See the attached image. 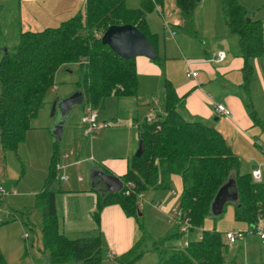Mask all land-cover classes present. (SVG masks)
<instances>
[{"label":"trees","instance_id":"1","mask_svg":"<svg viewBox=\"0 0 264 264\" xmlns=\"http://www.w3.org/2000/svg\"><path fill=\"white\" fill-rule=\"evenodd\" d=\"M183 11L189 10L196 0H178ZM230 28L240 36V52L245 59V87L254 74L252 60L264 52L262 21L248 19L246 10L238 0H221ZM86 16V19H85ZM132 24L146 34L157 50L158 35L152 33L145 10L129 8L125 0H87L85 15L77 14L56 27L41 31H22L14 47H6L0 58V161L5 154L17 151L29 129L45 106L47 93L53 88L58 70L77 65L82 79L79 90L84 103L93 109L112 94L118 96L137 93L136 57L124 58L102 42L103 33L111 25ZM7 49V51H5ZM163 113L139 125L140 139L145 150L135 156L123 180L133 185L130 195L126 186L121 192L99 195L94 218L100 222L104 207L119 204L127 216L139 222L142 208L139 194L149 189L168 187L172 174L183 179L181 207L183 221L191 228L201 229L210 214L211 203L219 188L230 179L239 198L235 204V217L255 226L264 221V179L255 180L252 173H242L241 158L233 151L223 134L200 121L184 118L179 108L182 98L175 86L164 83ZM255 121L264 129V122L251 110ZM58 143L57 138L55 139ZM55 144L56 150L58 146ZM56 154L38 205L44 210L42 231L46 249L50 254L46 264H104L105 254L101 235L70 238L61 231L57 215L56 192L58 179ZM182 230L154 242L152 250L159 255L158 264H243L227 261L223 232L204 230L201 238L189 239L186 245H165L178 239ZM141 237L126 253L118 256L119 264H135L150 249H144ZM164 245V246H163ZM0 264H8L0 246Z\"/></svg>","mask_w":264,"mask_h":264},{"label":"crops","instance_id":"2","mask_svg":"<svg viewBox=\"0 0 264 264\" xmlns=\"http://www.w3.org/2000/svg\"><path fill=\"white\" fill-rule=\"evenodd\" d=\"M125 1L129 8L137 6L134 0ZM145 1H151L154 7L151 8V4L145 5ZM86 3L87 0H0V14L4 13L7 17L15 16L19 32L38 31L46 25L43 23V17H49L53 22L62 20V23L66 18L77 15L84 6L86 7ZM238 3L246 10L250 19L262 21L264 28V0H238ZM141 5L136 8H142L145 5L142 8L145 13L147 7L151 8L149 9L151 12L157 8V5L161 6V10L156 9L159 16L156 13L150 15L146 13L150 31L159 37L157 50L155 49L158 56L156 59L137 56L138 88L136 95L112 94L115 95L113 97L121 99L120 101L129 99L128 101L132 103L139 93V100L148 107L147 112L150 109L145 121L154 120L157 114L163 113L164 83L169 80L175 86L178 96L182 98L183 105L179 110L185 119L200 121L219 130L237 155L243 156L245 150L252 147L262 152L257 156L254 155L256 159H253L252 169L254 171L261 168L264 179V159H262L264 148L258 144L264 138V129L251 114L253 110L264 122V52L252 60L254 74L246 88L245 59L240 52V36L227 24L221 0H196V3L186 12L183 11L178 0H141ZM162 19L163 26H161ZM161 31L164 34L163 41L160 39ZM170 50H173L171 56L180 64L177 71L169 64L170 62L166 65L165 59L170 60ZM185 54L193 59L183 60L182 56ZM1 57L2 53H0ZM64 68L70 69V66ZM189 69L197 71L198 76L188 77ZM71 94L61 93L62 97H57V99L62 100ZM109 96L97 108L98 111L105 105ZM219 103L225 104L231 111L229 116L217 111ZM43 113L44 110L39 113L42 114V118L38 116L35 121L41 120L34 122V128L29 129L27 138L25 137L23 144L19 147L21 153L30 152L31 161L42 165L37 183H34L30 191L33 195L41 193L44 189L42 186L48 173L49 165L47 164L50 162L54 143L56 144L55 134L52 131L56 123L50 118L52 115L43 118V115H46ZM100 116L102 120H105L104 123L111 120L117 121V117L111 118L105 115H99L98 120ZM222 118H226L225 125L230 129L222 124ZM140 124L137 123L136 131H133L132 127L124 130L122 125L109 127L108 124L97 132L98 136L96 133L90 136L91 143L82 146L81 165L91 170L92 183H95L96 187L89 188L86 184L76 186L74 185L76 181L73 179L71 187L63 189L65 192L60 198L56 195L61 231L69 237L101 235L103 243L109 248L107 254L110 260L105 261L104 264H119L116 258L133 247L141 237V230L137 219L127 216L119 204L104 207L100 222L95 220L93 214L97 208L99 195L107 192L106 184L96 173L105 171L124 178L130 169L131 161L136 156L135 151L138 140H140ZM66 125L67 122L64 125L63 134ZM85 128L86 126L84 135L87 136ZM116 137L126 139V143L119 151L109 150L107 144L114 147L117 142ZM7 155L8 153L4 156L5 161H0V183L10 188L13 184L6 173ZM68 156L62 158V169L64 171L71 169L74 172L78 167L69 161L71 156L69 154ZM80 179L84 181L83 176H80ZM154 190L156 194L159 193L158 189ZM148 204L152 205V203ZM240 224L244 227L246 224L249 225L245 222H240ZM148 254L149 252L135 264H140ZM157 257L159 258L158 254Z\"/></svg>","mask_w":264,"mask_h":264},{"label":"rangeland","instance_id":"3","mask_svg":"<svg viewBox=\"0 0 264 264\" xmlns=\"http://www.w3.org/2000/svg\"><path fill=\"white\" fill-rule=\"evenodd\" d=\"M50 3L52 4L53 2L51 1ZM134 3L137 5L136 7H138L141 5V0H134ZM148 4L152 5L150 6L151 8L154 7L151 1H145V5ZM151 8H145L147 15H150L151 13L158 14V11L156 10L157 8H154V10L150 12L149 9ZM85 11L86 7L84 6L83 10L81 9L78 14L85 15ZM72 17H69V19ZM42 20L46 25L39 28L38 31L44 30L48 27H56L62 21L58 20L53 22L49 17H43ZM66 20L68 19L66 18ZM171 23H174V21H171ZM161 26H163V19ZM19 35V25L16 17H7L4 15V13H1L0 53H2L3 49L6 47H14L19 42ZM160 39L161 41L164 40L163 31L160 33ZM171 55H173V50H170L169 61L164 58L166 65L167 62H170L169 64L173 66L174 70L177 71L178 65L180 64ZM182 58L183 60L187 59L190 61L193 59H191L188 54H185L182 56ZM81 79V71L76 65H70V69H65L62 67L58 70L53 88H51V90L46 95L47 99H45V106L43 108V114L46 115H43V118H48V116L50 117L52 115L53 102L57 99V97H62L61 93H74L75 91L79 90L78 88ZM113 96L115 95L109 96L105 102V105L102 106L99 111L96 109L97 115H105L111 118L117 117V121L107 120V125L109 124V127L119 124L122 125L124 130H129V128L132 127L133 131H136L137 123H143L145 121L150 109L147 112L148 107L144 102L139 100V93L137 97H134V101H132V103L128 101L129 99H125L126 101H120L121 99H117V97ZM46 100L50 102L47 103ZM86 112L87 105L84 102L82 104L75 105L73 111L68 117L63 138L59 139L56 135L54 136V138H57L58 140V143L56 144L58 146V150H56L54 143L50 162L47 164V166L49 165L47 177L44 181L42 189L45 187L44 185H46L49 178L55 154L57 163H62L63 156L69 154L71 156L69 161L73 164H76L78 167V169L74 172H72L71 169L70 171L68 169H65V171L62 169V173L67 175L69 179L67 181H55L53 189L59 198L65 192L63 189H69L71 187L70 184H72L73 179L76 181L74 184L76 186H81V184H86L89 188L93 186L91 178L92 173L90 172L91 170L81 165V159L83 157L82 146L91 143L90 136L84 135L85 124L81 121L83 115ZM38 116L39 118H42V114H39ZM50 118L54 120L55 123H57L60 120L59 112H57L55 115H52ZM225 119L226 118H222V124L224 125ZM39 120L41 119H38L34 122ZM98 121L99 124H105V120H102L101 116ZM225 126L230 129V127L227 125ZM105 129H107V127ZM98 135L99 134L96 136ZM116 140L117 142L114 144V147L107 144L109 150L119 151L126 143V139L121 137H116ZM140 140H138V146L135 154L139 148ZM23 142L19 145V147L23 144ZM258 144H261V148H264V138ZM245 151L246 152H244L243 156L238 154V156H240L242 159L241 172L253 173L252 167L254 165V155L257 156L258 153L261 154L262 152L260 150L257 151L255 147L247 148ZM7 153L8 155L6 158L5 168L8 179L12 181L13 185L11 187L13 188H9V186H6L3 183L11 190L3 201L2 209L0 211L1 249L8 264H46L49 261L50 254L46 249L42 231V226L44 223V210L41 206H37L38 194L40 192L37 195L30 193V191L33 189L34 183H37L39 175L41 174L42 165L35 161H31L30 152L27 153L24 151L21 153L20 148H18L17 151L10 150ZM132 163L133 161H131L130 168ZM80 176L84 177V181H82L83 179H80ZM157 192L159 193L156 194V190L150 189L148 193L146 192L147 194L140 198L142 208L140 222L142 224L143 231L141 234L145 238L143 248L150 249L149 254L140 262V264H158V253L152 250L154 242H161L163 240L166 241L169 235L174 234L179 230V226L174 220L177 214L176 210L181 207L183 195V179L181 175L172 174L170 177L169 186L158 189ZM148 203H152V205H149ZM165 204L166 207H164ZM235 204L236 202H229L226 205L225 212L222 215H210L207 217L204 222V226L200 230L195 229L191 233H189V231L188 234H183L178 239L168 241L165 243V245L169 246L180 244V242H184L187 239H199L201 238L204 230H217L223 232L224 240L227 244V248L225 249V258L227 261L238 260L242 261L243 264H264V241L260 239L258 232L252 231L251 227L247 224L246 227H244V225L240 224L242 221L236 219L234 211ZM230 229L242 230L245 234V237L243 239H239L235 243H229L226 239L225 233ZM26 234H28V237H26ZM70 238L78 237L73 236ZM103 248L105 254L104 262L109 261L110 258L107 254V252H109L107 249L109 248L106 246V244L103 245Z\"/></svg>","mask_w":264,"mask_h":264},{"label":"water","instance_id":"4","mask_svg":"<svg viewBox=\"0 0 264 264\" xmlns=\"http://www.w3.org/2000/svg\"><path fill=\"white\" fill-rule=\"evenodd\" d=\"M250 20V18H248ZM102 42L108 46L118 55L124 58H132L137 56H147L156 59L158 54L153 45L150 43L148 37L139 28L132 24L111 25L103 33ZM7 51V49H5ZM84 93L80 90L75 91L66 98L56 99L53 103L52 115L57 112L60 114V120L55 124L53 133L62 139L64 125L68 120L70 113L77 104L84 102ZM145 150L143 140H140L139 148L136 156H141ZM106 184L107 192H121L125 186L122 178L109 174L105 171L96 173ZM96 187L95 183H92ZM236 186L235 180L230 179L223 184L215 198L211 203L210 214L213 216H220L225 212L226 205L229 202H237L239 194L234 190Z\"/></svg>","mask_w":264,"mask_h":264},{"label":"built area","instance_id":"5","mask_svg":"<svg viewBox=\"0 0 264 264\" xmlns=\"http://www.w3.org/2000/svg\"><path fill=\"white\" fill-rule=\"evenodd\" d=\"M160 5H157V9L161 10ZM167 28H169V26L167 25ZM188 64L190 65V62L188 61ZM187 76L188 77H193L196 78L198 76V72L192 69H189L187 71ZM87 112L83 115L82 117V122L85 124L86 128H85V134L87 136H92L95 133L99 132L100 129H102L103 127L107 126V123L105 124H99L98 121V115L95 111V109H93L90 106H87ZM217 111L219 113H222L225 116H229L230 115V110L225 106V104L223 103H219L217 104ZM66 157H69L68 154L66 155ZM56 168L58 171V179L61 181H66L67 180V176L64 175L62 173V168L63 166L61 165L60 162H58L56 164ZM253 177L255 180H262V170L261 168L259 169H255L252 173ZM126 188V194L130 195L132 192H134L133 190V185L129 182L126 183L124 182ZM10 193V189H8L4 184L0 183V211L2 209V204L3 201L5 200V198L8 196V194ZM144 195L139 194V197L142 198ZM177 214H176V218L174 221H176V224L179 226V229L182 230L183 232L187 233L189 232V229L191 228V224L189 223V221H183L182 219V212L180 211V209H177ZM256 232L259 233L260 238L264 240V221H260L255 227ZM253 231V230H252ZM226 239L229 243H235L236 241H238L239 239H243L245 237V234L242 230H238V229H233V230H228L226 233ZM26 237H28V234H26ZM189 239H187L183 244L181 245H186Z\"/></svg>","mask_w":264,"mask_h":264}]
</instances>
